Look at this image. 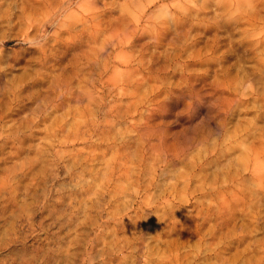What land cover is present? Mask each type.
I'll use <instances>...</instances> for the list:
<instances>
[{
    "label": "rangeland",
    "instance_id": "rangeland-1",
    "mask_svg": "<svg viewBox=\"0 0 264 264\" xmlns=\"http://www.w3.org/2000/svg\"><path fill=\"white\" fill-rule=\"evenodd\" d=\"M0 264H264V0H0Z\"/></svg>",
    "mask_w": 264,
    "mask_h": 264
},
{
    "label": "bare ground",
    "instance_id": "bare-ground-1",
    "mask_svg": "<svg viewBox=\"0 0 264 264\" xmlns=\"http://www.w3.org/2000/svg\"><path fill=\"white\" fill-rule=\"evenodd\" d=\"M103 109V108H102ZM105 109V108H104ZM107 110L109 111V109L107 108ZM106 111V110H105ZM107 113V112H106ZM108 114V113H107ZM56 220V219H55ZM58 222V221H57ZM53 224V223H52ZM54 225V224H53ZM55 225H56V223H55Z\"/></svg>",
    "mask_w": 264,
    "mask_h": 264
}]
</instances>
